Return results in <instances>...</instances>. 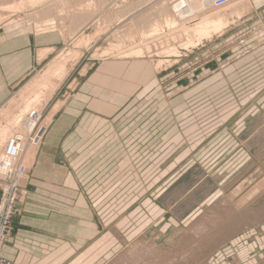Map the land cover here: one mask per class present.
Instances as JSON below:
<instances>
[{"label":"rangeland","instance_id":"rangeland-1","mask_svg":"<svg viewBox=\"0 0 264 264\" xmlns=\"http://www.w3.org/2000/svg\"><path fill=\"white\" fill-rule=\"evenodd\" d=\"M221 1L0 0V34L53 47L0 105V160L17 136L28 193L64 127L34 175L55 224L108 232L93 264H264V0Z\"/></svg>","mask_w":264,"mask_h":264},{"label":"crops","instance_id":"crops-1","mask_svg":"<svg viewBox=\"0 0 264 264\" xmlns=\"http://www.w3.org/2000/svg\"><path fill=\"white\" fill-rule=\"evenodd\" d=\"M17 30L5 28L0 34V105L8 98L13 86L33 71L32 51L36 47L35 52L53 48L43 46L45 42L37 36L31 40L26 36L17 37L16 32L12 33ZM62 128L59 124L50 128L46 145L37 155L33 175L26 179L27 198L20 206L19 214L13 217L12 232L0 249L3 258L16 264H93L107 251L105 238L108 232L102 227L98 230L85 223L55 224V219L48 217L51 213L55 215V204L46 189L55 193L61 179L37 177L34 170L41 167L42 171L50 164L51 152L57 144L56 136L61 134Z\"/></svg>","mask_w":264,"mask_h":264},{"label":"built area","instance_id":"built-area-1","mask_svg":"<svg viewBox=\"0 0 264 264\" xmlns=\"http://www.w3.org/2000/svg\"><path fill=\"white\" fill-rule=\"evenodd\" d=\"M230 0H222L220 4L228 2ZM42 132L34 136L33 141L39 142L42 136L46 132V128H40ZM38 131V130H37ZM34 144V143H33ZM21 144L17 136L12 137L6 144L5 153L3 158L0 160V170L4 172V177H0V249L6 242L11 231V220L17 212V204L26 196L27 191L25 186L21 182L22 177H11L12 165L20 158ZM7 159L10 161L7 164ZM13 161V162H12ZM15 162V163H16ZM22 163V160H21ZM21 166H19L20 168ZM15 171V168H14ZM0 264H15L12 261L3 258L0 255Z\"/></svg>","mask_w":264,"mask_h":264},{"label":"bare ground","instance_id":"bare-ground-1","mask_svg":"<svg viewBox=\"0 0 264 264\" xmlns=\"http://www.w3.org/2000/svg\"><path fill=\"white\" fill-rule=\"evenodd\" d=\"M51 5H52V4H51ZM176 6H179V5H176ZM183 8H184V7H182V6H181V7H178L179 11H182ZM182 12H183V11H182ZM183 13H184V12H183ZM221 21H222V18L219 17V18H215V19L211 20V22H209V24L211 23L210 26H211L212 28H217L220 24H222ZM199 22H200V21H199ZM201 22H202V21H201ZM197 24H198V23H197ZM200 24H201V23H200ZM197 26H198V25H197ZM210 26H208V28H209ZM199 28H200V27H199ZM203 28H204L203 30H202V28H200L199 31H200V30L205 31L206 28H205V27H203ZM212 28H211V29H212ZM197 29H198V28H197ZM55 107H56V106H55ZM55 109H56V108H55ZM3 156H4V155H3ZM1 159H2V158H1ZM9 162H10V161L7 159V164H8ZM201 221H202V220H201ZM202 226H203V223H200V224L197 225L196 227L199 228V227H202ZM152 248L155 249L156 246H155L154 244H152ZM149 249H150V248H149ZM153 249L148 250V252H146V254H147V255H149V254H154L155 251H157V250L153 251ZM0 251H1V250H0ZM145 251H146V250H145ZM143 253H144V252H142V254H143ZM164 253H166V252H163V254H161V255H162V256H165L166 254H164ZM158 254H159V252H157V255H156L155 257H158V256L160 255V254H159V255H158ZM140 255H141V254H140ZM143 256L147 257L146 255H143ZM153 256H154V255H153ZM138 257H139V256H138ZM181 257H182V256H181ZM183 258H185V257H183ZM141 259H142V258H141ZM144 259H145V258H143L142 261H144ZM147 259H148V258H147ZM154 259H155V258H154ZM159 259H160V258H159ZM159 259H158V260H159ZM181 259H182V258H180V260H181ZM160 260H161V259H160ZM175 260H176V259H175ZM156 261H157V260H156ZM177 261H178V260H177ZM137 262H138V261H137ZM137 262H136V264H138ZM173 262H174V261H173ZM142 263H143V262H142ZM148 263H149V262H148ZM166 263L168 264V262H166ZM145 264H146V263H145ZM171 264H173V263H171ZM176 264H177V263H176ZM178 264H179V261H178Z\"/></svg>","mask_w":264,"mask_h":264}]
</instances>
